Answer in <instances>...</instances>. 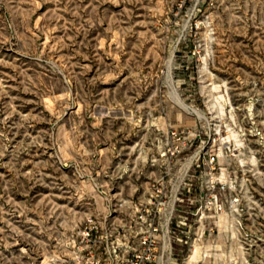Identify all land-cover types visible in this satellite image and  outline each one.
I'll list each match as a JSON object with an SVG mask.
<instances>
[{
	"label": "rangeland",
	"instance_id": "obj_1",
	"mask_svg": "<svg viewBox=\"0 0 264 264\" xmlns=\"http://www.w3.org/2000/svg\"><path fill=\"white\" fill-rule=\"evenodd\" d=\"M0 264H264V0H0Z\"/></svg>",
	"mask_w": 264,
	"mask_h": 264
},
{
	"label": "built area",
	"instance_id": "obj_2",
	"mask_svg": "<svg viewBox=\"0 0 264 264\" xmlns=\"http://www.w3.org/2000/svg\"><path fill=\"white\" fill-rule=\"evenodd\" d=\"M172 136L176 140L177 143H181V142L184 143L187 140L189 134L183 133V132H180V133L173 132ZM175 152L176 151H173L171 153L172 156L174 155ZM216 161H217V155L214 153H210L208 155L207 163L209 165H214V164H216ZM211 170L213 171L214 167H212ZM166 184H167V181L164 182L163 180H161L160 185H158V187L156 189V192H158L156 194H161V198H165V197L172 198V200H171L172 206L170 208H171V210H176L175 206L179 207V204L183 201L184 193H182V190L180 189L181 188L180 184H178V186H176V189H174V192H172V190H170V193L167 196V188H165ZM168 184H169V181H168ZM207 190H208L207 191L208 195H207V198L205 199L206 201H204V204H202V201L204 200L205 196L203 197V195H201L200 199H199L200 204H199L196 212H199L201 210H203V212L209 211V212H212L215 214L221 212L224 208V205H223V201L221 200L220 195L223 191L225 192L227 190V184L220 182V181L211 180ZM237 202H238L237 199H234L232 201V203H237ZM158 204L159 205H165L166 202L161 201ZM234 205L238 206L237 204H232V207Z\"/></svg>",
	"mask_w": 264,
	"mask_h": 264
},
{
	"label": "bare ground",
	"instance_id": "obj_3",
	"mask_svg": "<svg viewBox=\"0 0 264 264\" xmlns=\"http://www.w3.org/2000/svg\"><path fill=\"white\" fill-rule=\"evenodd\" d=\"M234 138L236 139V136L234 135Z\"/></svg>",
	"mask_w": 264,
	"mask_h": 264
}]
</instances>
